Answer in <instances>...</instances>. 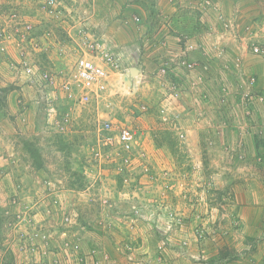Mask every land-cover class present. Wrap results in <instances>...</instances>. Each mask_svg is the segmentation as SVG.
<instances>
[{
  "label": "rangeland",
  "instance_id": "1",
  "mask_svg": "<svg viewBox=\"0 0 264 264\" xmlns=\"http://www.w3.org/2000/svg\"><path fill=\"white\" fill-rule=\"evenodd\" d=\"M57 1L0 0V264H264V0L186 35L158 0ZM77 19L123 59L85 106L16 68L71 70Z\"/></svg>",
  "mask_w": 264,
  "mask_h": 264
},
{
  "label": "built area",
  "instance_id": "2",
  "mask_svg": "<svg viewBox=\"0 0 264 264\" xmlns=\"http://www.w3.org/2000/svg\"><path fill=\"white\" fill-rule=\"evenodd\" d=\"M57 2V0H43L44 11L49 15L54 13ZM71 13L72 11H69L73 17ZM80 21L76 20L79 23L77 37L73 36L79 52L71 70L64 72L42 69L28 62L24 52L20 54V61L16 65V68L20 69L29 80L52 86L65 93L74 106H85L95 102L97 104L109 90L113 74L120 71L123 66L122 56L115 52L102 36L87 26V23L82 24ZM72 27H69L68 33L72 31ZM35 40L36 37L32 36L31 42ZM253 52L262 54L264 47L255 46ZM102 128L107 130L106 143L110 145L117 143L125 150H133L136 144V133L131 127L121 126L116 130L112 121L105 119L102 123L98 121V130Z\"/></svg>",
  "mask_w": 264,
  "mask_h": 264
},
{
  "label": "crops",
  "instance_id": "3",
  "mask_svg": "<svg viewBox=\"0 0 264 264\" xmlns=\"http://www.w3.org/2000/svg\"><path fill=\"white\" fill-rule=\"evenodd\" d=\"M253 3L256 4L257 1L253 0ZM244 4V0H158L157 8L160 11V14L158 16L162 21L159 25V27H161L160 31L162 32L163 30H165V28L167 27L165 21H167L169 25H173L174 29L176 28L175 31H178L179 34L186 35L185 27L189 28V20L191 19L193 14L200 16V11H202L204 15H206V17H204L205 19L200 16V19L203 21L204 25H202L199 20V23H196L197 18L195 22L196 25H199L201 27L200 29L209 26V21H217L219 23V26L223 24L222 31L229 32L231 28H233V18L231 14L238 13L237 10H241L242 5ZM211 11L216 12L215 14H217V16H211ZM209 13L210 17H208ZM196 25H194L193 27L197 28ZM211 29L209 30L211 31ZM226 36H228V34H226ZM234 51L236 53L243 54L245 50L237 47ZM248 58H251L252 61H255L252 67L253 69H257V71H259L258 74L260 76V69L262 67L259 64V59L253 54ZM259 82L261 83V86L264 87V75L259 78Z\"/></svg>",
  "mask_w": 264,
  "mask_h": 264
},
{
  "label": "water",
  "instance_id": "4",
  "mask_svg": "<svg viewBox=\"0 0 264 264\" xmlns=\"http://www.w3.org/2000/svg\"><path fill=\"white\" fill-rule=\"evenodd\" d=\"M131 72H132V74L138 73V69L133 67V68L131 69ZM125 80H126L127 82L131 83V80H130L128 77H125Z\"/></svg>",
  "mask_w": 264,
  "mask_h": 264
}]
</instances>
